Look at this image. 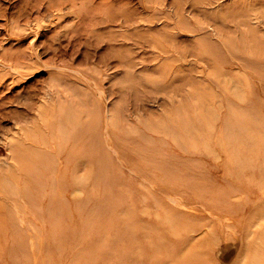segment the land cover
Returning <instances> with one entry per match:
<instances>
[{
    "label": "rangeland",
    "instance_id": "374dc122",
    "mask_svg": "<svg viewBox=\"0 0 264 264\" xmlns=\"http://www.w3.org/2000/svg\"><path fill=\"white\" fill-rule=\"evenodd\" d=\"M0 264H264V0H0Z\"/></svg>",
    "mask_w": 264,
    "mask_h": 264
}]
</instances>
